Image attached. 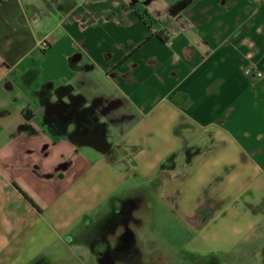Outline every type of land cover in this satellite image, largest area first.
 Segmentation results:
<instances>
[{"label":"crops","instance_id":"obj_1","mask_svg":"<svg viewBox=\"0 0 264 264\" xmlns=\"http://www.w3.org/2000/svg\"><path fill=\"white\" fill-rule=\"evenodd\" d=\"M156 1L141 17L133 0H0V264L97 259L89 233L136 199L117 196L136 174L188 213L193 264H264V0ZM64 39L70 73L42 79L33 52ZM47 82L110 104L118 140L44 131Z\"/></svg>","mask_w":264,"mask_h":264},{"label":"rangeland","instance_id":"obj_2","mask_svg":"<svg viewBox=\"0 0 264 264\" xmlns=\"http://www.w3.org/2000/svg\"><path fill=\"white\" fill-rule=\"evenodd\" d=\"M153 5L157 10L162 9L165 6V0H157ZM41 46L40 49L42 50ZM68 47L70 49L68 41L66 42V39H64L48 54L41 56L38 51L33 52L32 58L35 59L34 62L42 68V79L55 78L70 73L69 71H63V65L59 64L61 55ZM8 96L11 99L13 98L10 93ZM7 121L9 123L4 131H11L12 128L17 131L20 125L19 123L14 124L15 117L13 119L9 117ZM109 138L113 141L118 140L114 132ZM140 148L142 147L136 146L134 151ZM161 180L157 179L149 183L140 174H136L117 191V196H133L141 199L139 207L135 209V215L139 221L133 223V228L137 236L136 248L138 252L134 255L132 262L133 264H139L142 258L146 259L147 257L148 264H165L167 261L169 264H193L191 262L193 259L204 256V254H200V256L197 253H191L187 249L189 243L194 241L198 235V232L190 225L189 215L184 211L182 205L177 206L175 209L169 206L165 194L163 195L160 191ZM176 195L174 197H177ZM172 201L175 203V198ZM112 203H114L113 200H109L107 208ZM81 248L74 247L73 250L79 253L84 252L82 264H98L96 257L91 254L89 249ZM65 251L69 252L67 249ZM208 256H206V259H208ZM52 258V262L58 259ZM129 260L127 258L121 264H132ZM57 264H61V262H57ZM64 264L81 263L78 259L71 258L69 262H64ZM219 264L226 263L221 260Z\"/></svg>","mask_w":264,"mask_h":264},{"label":"flooded vegetation","instance_id":"obj_3","mask_svg":"<svg viewBox=\"0 0 264 264\" xmlns=\"http://www.w3.org/2000/svg\"><path fill=\"white\" fill-rule=\"evenodd\" d=\"M150 0H133L132 6L141 17L148 16V3ZM194 0H175L171 5V12L175 13L185 8ZM48 46V42L43 40ZM45 47V48H46ZM44 48V49H45ZM72 85L54 87L50 82L41 85L36 91L43 112L40 124L44 131L59 132L76 142H88L104 148L105 138L112 136V124L119 118L108 115L110 104L99 103L98 99L86 101L83 94L72 93ZM67 97V98H66ZM28 131H34L28 121L23 124ZM141 199H129L121 203L118 209L107 217L98 229H91L90 236H95L93 247L97 253L99 264L121 263L132 258L138 252L135 245V235L129 229L133 211L139 207ZM134 222L137 219L132 218ZM119 233L113 245L106 237L108 232ZM99 237H96L98 236ZM143 264V263H140Z\"/></svg>","mask_w":264,"mask_h":264},{"label":"water","instance_id":"obj_4","mask_svg":"<svg viewBox=\"0 0 264 264\" xmlns=\"http://www.w3.org/2000/svg\"><path fill=\"white\" fill-rule=\"evenodd\" d=\"M103 145H104V148H102V150H105L106 148L109 147V143L107 142V139H104V141H103ZM112 264H117V263L112 262Z\"/></svg>","mask_w":264,"mask_h":264},{"label":"built area","instance_id":"obj_5","mask_svg":"<svg viewBox=\"0 0 264 264\" xmlns=\"http://www.w3.org/2000/svg\"><path fill=\"white\" fill-rule=\"evenodd\" d=\"M42 49H44L46 47V43L44 41H42ZM262 73L260 71L257 72V75L260 76Z\"/></svg>","mask_w":264,"mask_h":264},{"label":"trees","instance_id":"obj_6","mask_svg":"<svg viewBox=\"0 0 264 264\" xmlns=\"http://www.w3.org/2000/svg\"><path fill=\"white\" fill-rule=\"evenodd\" d=\"M163 39H166V37H164ZM23 194L28 198V196L26 195V193L25 192H23Z\"/></svg>","mask_w":264,"mask_h":264}]
</instances>
